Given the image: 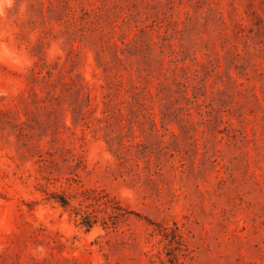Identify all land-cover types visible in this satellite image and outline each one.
Segmentation results:
<instances>
[{"label":"rangeland","instance_id":"374dc122","mask_svg":"<svg viewBox=\"0 0 264 264\" xmlns=\"http://www.w3.org/2000/svg\"><path fill=\"white\" fill-rule=\"evenodd\" d=\"M0 264H264V0H13Z\"/></svg>","mask_w":264,"mask_h":264},{"label":"clouds","instance_id":"9594fccd","mask_svg":"<svg viewBox=\"0 0 264 264\" xmlns=\"http://www.w3.org/2000/svg\"><path fill=\"white\" fill-rule=\"evenodd\" d=\"M13 0H0V16L5 14V10L12 7Z\"/></svg>","mask_w":264,"mask_h":264},{"label":"trees","instance_id":"16d2710c","mask_svg":"<svg viewBox=\"0 0 264 264\" xmlns=\"http://www.w3.org/2000/svg\"><path fill=\"white\" fill-rule=\"evenodd\" d=\"M58 200V202L62 205V206H67L69 203H68V201H66L65 199H57Z\"/></svg>","mask_w":264,"mask_h":264}]
</instances>
